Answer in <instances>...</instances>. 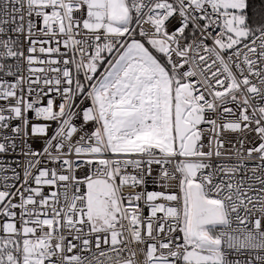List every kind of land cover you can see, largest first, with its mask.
Here are the masks:
<instances>
[{
    "label": "snow or ice",
    "instance_id": "6c2138e0",
    "mask_svg": "<svg viewBox=\"0 0 264 264\" xmlns=\"http://www.w3.org/2000/svg\"><path fill=\"white\" fill-rule=\"evenodd\" d=\"M0 264H264V0H0Z\"/></svg>",
    "mask_w": 264,
    "mask_h": 264
},
{
    "label": "built area",
    "instance_id": "2783aa9c",
    "mask_svg": "<svg viewBox=\"0 0 264 264\" xmlns=\"http://www.w3.org/2000/svg\"><path fill=\"white\" fill-rule=\"evenodd\" d=\"M225 135H226V138L233 139V140L235 139V136L232 135V134H225ZM246 146H249V145H246ZM205 150H207V149H205ZM9 159H12V157H9ZM216 162L217 161L215 160V158H213V163H216ZM169 183H171V182H169ZM148 188H149V190H161L159 188H154V186L151 183H149ZM46 191H47V189H46ZM232 258L233 259H236V258L246 259L247 258V254H244V255H242L240 257L233 256Z\"/></svg>",
    "mask_w": 264,
    "mask_h": 264
}]
</instances>
